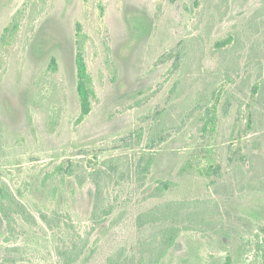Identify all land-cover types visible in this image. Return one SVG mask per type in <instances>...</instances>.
Listing matches in <instances>:
<instances>
[{"label":"rangeland","instance_id":"obj_1","mask_svg":"<svg viewBox=\"0 0 264 264\" xmlns=\"http://www.w3.org/2000/svg\"><path fill=\"white\" fill-rule=\"evenodd\" d=\"M3 186L0 264H264V0H0Z\"/></svg>","mask_w":264,"mask_h":264},{"label":"trees","instance_id":"obj_2","mask_svg":"<svg viewBox=\"0 0 264 264\" xmlns=\"http://www.w3.org/2000/svg\"><path fill=\"white\" fill-rule=\"evenodd\" d=\"M75 63L77 68V93L80 102V116L77 120V123H80L90 113L91 98H93L94 92L91 86V78L87 73V67L81 53L77 54ZM51 64L53 67L55 62L52 61ZM67 174L70 176L72 175L70 169H68ZM11 200H13V195L9 191V189L6 186L0 187V211L2 210L4 202H11ZM175 238L176 236L172 235L166 240L167 243L158 254V257L156 258L154 264H158L160 260L165 256L167 250L174 244Z\"/></svg>","mask_w":264,"mask_h":264}]
</instances>
